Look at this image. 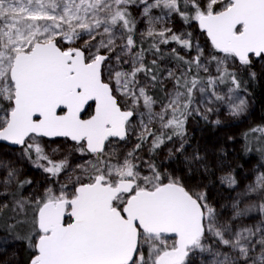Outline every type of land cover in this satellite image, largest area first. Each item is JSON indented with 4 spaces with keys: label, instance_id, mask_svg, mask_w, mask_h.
<instances>
[{
    "label": "snow or ice",
    "instance_id": "obj_1",
    "mask_svg": "<svg viewBox=\"0 0 264 264\" xmlns=\"http://www.w3.org/2000/svg\"><path fill=\"white\" fill-rule=\"evenodd\" d=\"M177 17L211 50L169 26ZM257 62L264 0H0V142L47 180L0 158V245L24 243L28 264H264V170L240 188L221 167L236 193L221 208L140 155L179 139L169 159L183 155L188 180L211 175L207 152H187L186 125L241 117ZM257 133L264 145V126L245 141ZM132 136L126 153L112 147ZM59 138L79 162L48 155Z\"/></svg>",
    "mask_w": 264,
    "mask_h": 264
},
{
    "label": "rangeland",
    "instance_id": "obj_2",
    "mask_svg": "<svg viewBox=\"0 0 264 264\" xmlns=\"http://www.w3.org/2000/svg\"><path fill=\"white\" fill-rule=\"evenodd\" d=\"M169 26L178 32L192 31L194 33V42H199L201 47L206 50H211L210 42L206 35L197 26L186 25L179 17L171 22ZM139 27L142 29L144 26L141 24ZM137 38H139L138 35ZM169 47H176V45H170ZM262 63L264 62L255 63L253 69L257 73V79L261 85L264 99V67H262ZM246 99L249 101L248 110L239 118H233L226 114L211 113L209 114L210 119L208 121L200 119L199 117L194 119L190 118L186 125L188 139V144L186 145L187 152L191 153L197 148L202 152H207L212 162L216 165L212 169L211 175L205 174L201 170V173H197L195 178L188 180V173L183 163V155L176 153L174 157L169 159L168 151L170 148L178 146L179 139L162 146L156 155L157 164L161 165L162 163L166 173L175 172L176 175H181L183 172L190 186L203 184L205 186L203 190L207 191L210 202L221 208L224 205L230 204L231 197L236 195L232 189L220 183V176L224 174L220 171L221 167L231 171L236 176L240 188H243L249 183L258 170H264V158H258L253 155L241 157L239 155L242 149V140L240 137L242 131L249 129L257 122L255 106L248 96H246ZM217 118L221 120L219 125L212 123ZM229 137L232 139H229ZM135 142V137L132 136L126 142V146L125 142H120L119 144L114 143L112 147L116 148L118 153H126ZM45 143L47 145L48 155L56 161H59L64 156H68L69 160L73 163L79 162L81 159L77 154L71 152L68 146L71 142L66 143L63 139H58L56 143H51L50 141H45ZM221 148L224 149L223 153L220 152ZM53 149H58V151L53 152ZM140 155L144 160L151 159L147 151V146L141 151ZM217 157L222 159V164L217 160ZM0 158H11L17 162V166L21 168L22 172L28 178L34 180L36 187L39 188L41 185L47 184L45 174L41 170L34 168L29 161L21 159L17 148L0 146ZM141 170L143 172L147 171L144 168ZM65 180H67V176L62 175L61 181L63 182ZM57 187H59V184H57ZM69 188H71V185H69ZM3 240H5L4 237H1L0 241ZM2 245H8L12 250L14 248V251L16 250L15 248H18L16 241L11 239H8ZM205 259H208L206 255ZM194 260L195 264H202L199 255L194 257Z\"/></svg>",
    "mask_w": 264,
    "mask_h": 264
},
{
    "label": "trees",
    "instance_id": "obj_3",
    "mask_svg": "<svg viewBox=\"0 0 264 264\" xmlns=\"http://www.w3.org/2000/svg\"><path fill=\"white\" fill-rule=\"evenodd\" d=\"M247 88H248V92L246 96H248L253 102L255 109H256V114H257V122L250 128L264 126V99H263V94H262V88H261V85L258 79L256 78L255 80L250 81L247 84ZM249 129L242 131L240 135L241 140H242V149L239 152V155L241 157L253 155L258 158H264L261 156L260 152L257 150L259 147H264V145H262L259 141V136H260L259 133L254 134L251 139H249L248 141H245L244 133L247 132ZM245 143L248 144V147L251 149L250 151H245V147H244ZM151 159H154L155 162L157 163L156 156L155 157L151 156Z\"/></svg>",
    "mask_w": 264,
    "mask_h": 264
},
{
    "label": "flooded vegetation",
    "instance_id": "obj_4",
    "mask_svg": "<svg viewBox=\"0 0 264 264\" xmlns=\"http://www.w3.org/2000/svg\"><path fill=\"white\" fill-rule=\"evenodd\" d=\"M5 236L0 234V238ZM18 248L14 251L8 245H0V264H28L29 249L22 242H17Z\"/></svg>",
    "mask_w": 264,
    "mask_h": 264
},
{
    "label": "water",
    "instance_id": "obj_5",
    "mask_svg": "<svg viewBox=\"0 0 264 264\" xmlns=\"http://www.w3.org/2000/svg\"><path fill=\"white\" fill-rule=\"evenodd\" d=\"M59 139H63V138H59ZM0 146H6L9 148H17V146L8 145L6 142H0Z\"/></svg>",
    "mask_w": 264,
    "mask_h": 264
}]
</instances>
